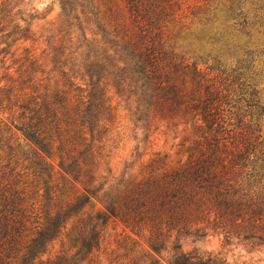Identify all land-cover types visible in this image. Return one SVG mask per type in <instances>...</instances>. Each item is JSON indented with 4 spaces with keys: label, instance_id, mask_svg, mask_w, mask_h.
I'll use <instances>...</instances> for the list:
<instances>
[{
    "label": "trees",
    "instance_id": "obj_1",
    "mask_svg": "<svg viewBox=\"0 0 264 264\" xmlns=\"http://www.w3.org/2000/svg\"><path fill=\"white\" fill-rule=\"evenodd\" d=\"M249 1L59 0L52 55L0 79V264H231L183 238L264 245V0ZM128 130L171 148L114 165Z\"/></svg>",
    "mask_w": 264,
    "mask_h": 264
},
{
    "label": "rangeland",
    "instance_id": "obj_2",
    "mask_svg": "<svg viewBox=\"0 0 264 264\" xmlns=\"http://www.w3.org/2000/svg\"><path fill=\"white\" fill-rule=\"evenodd\" d=\"M60 13L59 0H0V79L9 70L17 68L23 56H36L39 58L38 63H41L49 54L52 55L50 51L53 42V26L58 22ZM24 35L29 38L25 40ZM196 47L199 48L197 44H184L181 50L194 54L193 50ZM198 52L201 54L203 51ZM257 64L261 71L259 78L264 87L263 63L257 61ZM43 67L44 65L40 66L41 69ZM58 80L59 85L64 86L66 78L59 74ZM16 137L18 140L25 138L19 130ZM171 144L172 138L167 140L163 132H157L153 134L151 140L141 142L138 147V141L128 130L127 133L120 131L112 134L108 141L107 152H109L110 161L122 167L124 162H133L139 155L143 154L141 158L148 159L156 150L168 151ZM121 229L122 226H116L114 222H111L107 227L106 240L113 242L116 233H119ZM182 241L186 250L198 248L202 251L219 253L231 264H264V245L251 247L241 243L223 244L222 236L214 234L201 238L188 236Z\"/></svg>",
    "mask_w": 264,
    "mask_h": 264
}]
</instances>
